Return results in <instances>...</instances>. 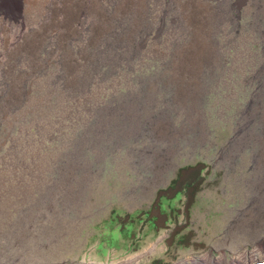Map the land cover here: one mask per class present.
Segmentation results:
<instances>
[{"label": "rangeland", "instance_id": "1", "mask_svg": "<svg viewBox=\"0 0 264 264\" xmlns=\"http://www.w3.org/2000/svg\"><path fill=\"white\" fill-rule=\"evenodd\" d=\"M236 2L0 0V264L264 259V0Z\"/></svg>", "mask_w": 264, "mask_h": 264}, {"label": "flooded vegetation", "instance_id": "2", "mask_svg": "<svg viewBox=\"0 0 264 264\" xmlns=\"http://www.w3.org/2000/svg\"><path fill=\"white\" fill-rule=\"evenodd\" d=\"M241 6H242V2L241 1H239V0H237V2H236V11H237V17L239 18V13H240V9H241Z\"/></svg>", "mask_w": 264, "mask_h": 264}, {"label": "water", "instance_id": "3", "mask_svg": "<svg viewBox=\"0 0 264 264\" xmlns=\"http://www.w3.org/2000/svg\"><path fill=\"white\" fill-rule=\"evenodd\" d=\"M243 3H245V0H239ZM250 264H264V260H259V261H256V262H253V263H250Z\"/></svg>", "mask_w": 264, "mask_h": 264}, {"label": "trees", "instance_id": "4", "mask_svg": "<svg viewBox=\"0 0 264 264\" xmlns=\"http://www.w3.org/2000/svg\"><path fill=\"white\" fill-rule=\"evenodd\" d=\"M163 192H164V189H160L159 190L158 199H160V198L165 196V194Z\"/></svg>", "mask_w": 264, "mask_h": 264}, {"label": "bare ground", "instance_id": "5", "mask_svg": "<svg viewBox=\"0 0 264 264\" xmlns=\"http://www.w3.org/2000/svg\"><path fill=\"white\" fill-rule=\"evenodd\" d=\"M262 260H264V259H262Z\"/></svg>", "mask_w": 264, "mask_h": 264}]
</instances>
